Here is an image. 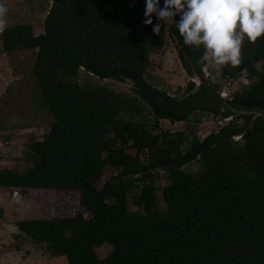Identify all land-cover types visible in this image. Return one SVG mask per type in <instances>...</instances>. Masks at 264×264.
<instances>
[{
  "label": "trees",
  "instance_id": "obj_1",
  "mask_svg": "<svg viewBox=\"0 0 264 264\" xmlns=\"http://www.w3.org/2000/svg\"><path fill=\"white\" fill-rule=\"evenodd\" d=\"M49 2L40 34L13 25L0 35L4 53L34 51L31 76L50 117L48 133L22 152L29 166L0 168V188L49 190L57 203L52 218L18 221L17 232L67 264H264V118L253 116L264 114V36L245 37L241 62L211 80L203 46H186L175 23L153 14L144 25L145 0ZM164 33L197 80L179 97L145 80ZM240 76L247 83L221 96L220 83ZM101 80L128 81L130 93ZM199 114L228 122L199 140L191 123ZM161 120L185 129L161 130ZM106 168L117 172L96 187ZM67 195L79 211L57 216Z\"/></svg>",
  "mask_w": 264,
  "mask_h": 264
},
{
  "label": "rangeland",
  "instance_id": "obj_2",
  "mask_svg": "<svg viewBox=\"0 0 264 264\" xmlns=\"http://www.w3.org/2000/svg\"><path fill=\"white\" fill-rule=\"evenodd\" d=\"M0 4L8 8L7 27L29 25L33 35L42 32V21L49 8V0H0ZM159 5L160 7L164 5L161 0ZM157 42H160L161 48L149 55L145 80L154 88L173 97H179L187 83L193 80H190L183 72L170 37L164 33ZM33 58L32 50L4 53L1 50L0 39V168L17 172L29 166L22 157L28 140L40 141L48 133L50 123L49 114L41 104L39 91L31 76ZM219 68L204 62L202 72L204 76L212 80ZM86 76L80 71L78 76L80 84L87 80ZM92 80L96 81V79ZM194 81L197 82L195 79ZM98 83L116 93H130L128 81L120 83L113 80H101ZM246 83L243 76L221 82V96L229 97ZM144 116L145 112H142L140 118ZM195 119L198 122H195ZM215 120L216 118L208 114L194 116L191 123L193 132L199 140L217 130L219 126ZM158 126L159 129L170 133L185 129L184 123H169L164 120L159 121ZM196 167V164L192 163L184 169L195 170ZM116 172L114 169H104L96 187ZM166 183L164 178H160L156 184L161 188ZM62 201V209L57 216H71L79 211L75 195L63 196ZM157 201L158 207L162 208L159 194H157ZM56 206L54 194L49 190L0 188V264H67L62 256L49 257L44 245L33 243L19 234L15 228V223L21 220L52 218ZM99 253L103 256L108 255L110 247L106 244L101 245Z\"/></svg>",
  "mask_w": 264,
  "mask_h": 264
},
{
  "label": "clouds",
  "instance_id": "obj_3",
  "mask_svg": "<svg viewBox=\"0 0 264 264\" xmlns=\"http://www.w3.org/2000/svg\"><path fill=\"white\" fill-rule=\"evenodd\" d=\"M158 21L175 23L186 46L199 48L204 53L200 63L216 67L241 62L245 37L255 43L264 36V0H145L144 25H152V15ZM179 15V20L174 18ZM8 26V8L0 4V35ZM161 23L152 27L160 34Z\"/></svg>",
  "mask_w": 264,
  "mask_h": 264
},
{
  "label": "water",
  "instance_id": "obj_4",
  "mask_svg": "<svg viewBox=\"0 0 264 264\" xmlns=\"http://www.w3.org/2000/svg\"><path fill=\"white\" fill-rule=\"evenodd\" d=\"M194 79L196 80L195 77H192L191 80H193L192 82H194V84L197 85V82H195ZM253 116L254 117H256V116L258 117L259 116V117H263L264 118V114H260V113H253ZM240 136H241V134H238V135L234 136L233 139L234 138H240Z\"/></svg>",
  "mask_w": 264,
  "mask_h": 264
},
{
  "label": "built area",
  "instance_id": "obj_5",
  "mask_svg": "<svg viewBox=\"0 0 264 264\" xmlns=\"http://www.w3.org/2000/svg\"><path fill=\"white\" fill-rule=\"evenodd\" d=\"M224 122H228V119L222 120L221 118H216V124L220 127ZM239 138H234V141L238 140Z\"/></svg>",
  "mask_w": 264,
  "mask_h": 264
}]
</instances>
